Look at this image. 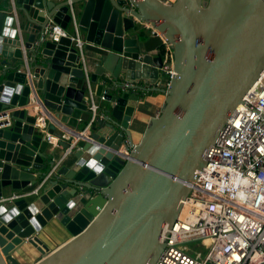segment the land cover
I'll list each match as a JSON object with an SVG mask.
<instances>
[{"label": "water", "instance_id": "1", "mask_svg": "<svg viewBox=\"0 0 264 264\" xmlns=\"http://www.w3.org/2000/svg\"><path fill=\"white\" fill-rule=\"evenodd\" d=\"M263 74L264 0H0V200L25 194L0 204V264L29 246L36 264H156L206 152ZM154 91L165 107L135 145ZM40 115L49 135L71 133L60 159ZM61 229L73 238L51 251L45 233Z\"/></svg>", "mask_w": 264, "mask_h": 264}, {"label": "built area", "instance_id": "2", "mask_svg": "<svg viewBox=\"0 0 264 264\" xmlns=\"http://www.w3.org/2000/svg\"><path fill=\"white\" fill-rule=\"evenodd\" d=\"M161 1L173 5L178 0ZM47 34L55 40L68 36L58 25H51ZM73 40L82 51L80 38ZM165 50L163 72L169 86L177 74L169 67L173 53L168 44ZM90 110L95 119L94 103ZM37 127L47 135L46 119H38ZM61 140L71 137L63 134ZM205 163L177 221L163 232L165 248L156 264H264V74L206 152ZM24 196L15 194L0 204Z\"/></svg>", "mask_w": 264, "mask_h": 264}, {"label": "crops", "instance_id": "3", "mask_svg": "<svg viewBox=\"0 0 264 264\" xmlns=\"http://www.w3.org/2000/svg\"><path fill=\"white\" fill-rule=\"evenodd\" d=\"M61 1H57V2H61ZM84 64H85V68L87 69V72L91 73L92 69H93L92 68L93 67V59H92V56L86 52H84ZM151 94L152 95H151V98H149L148 105H147L145 112L142 114V116H140L138 118L137 124L132 125V127H131L133 142L135 145H138L141 142L145 131L150 126L152 119H154L160 115L161 111L163 110V108L165 107V104H166L167 95L162 94V93L157 92V91H154ZM96 107L98 108L97 105H96ZM38 109L39 108L35 109L36 113H38L37 112V111H39ZM32 113H34V112H32ZM41 118L45 119V116L40 115L38 117V119H41ZM47 124L49 126V122H47ZM58 133H59V131H58ZM46 134H47L46 135L47 141L50 145L48 153L49 154L56 153V155H57L56 159L57 158L60 159L61 157H63L66 154V151H64L63 149H61V147H59V143L61 142V140H58V138H56L53 135H49L48 133H46ZM64 134H67L71 137L70 132H66ZM13 195H15V193L11 194L9 197H11ZM45 235H46L45 236V242L47 243V245L49 246L51 251H55L56 249L63 246L64 244H66L67 242H69L73 238L64 229L50 230V231H47L45 233ZM16 257L21 264H36L41 258L40 254L31 246L26 248L25 254L18 253V254H16Z\"/></svg>", "mask_w": 264, "mask_h": 264}, {"label": "trees", "instance_id": "4", "mask_svg": "<svg viewBox=\"0 0 264 264\" xmlns=\"http://www.w3.org/2000/svg\"><path fill=\"white\" fill-rule=\"evenodd\" d=\"M165 54H166V50L163 49V51L161 52V55L164 57Z\"/></svg>", "mask_w": 264, "mask_h": 264}]
</instances>
